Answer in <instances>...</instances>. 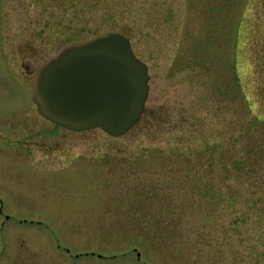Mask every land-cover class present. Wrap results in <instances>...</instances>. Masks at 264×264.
<instances>
[{"label":"rangeland","instance_id":"1","mask_svg":"<svg viewBox=\"0 0 264 264\" xmlns=\"http://www.w3.org/2000/svg\"><path fill=\"white\" fill-rule=\"evenodd\" d=\"M105 30L147 64L143 112L119 136L71 133L51 203L0 215V264H264L235 211L264 193V0H0V109L21 60Z\"/></svg>","mask_w":264,"mask_h":264},{"label":"water","instance_id":"2","mask_svg":"<svg viewBox=\"0 0 264 264\" xmlns=\"http://www.w3.org/2000/svg\"><path fill=\"white\" fill-rule=\"evenodd\" d=\"M23 63L41 114L70 129L100 127L119 136L143 112L148 67L120 31L71 39L45 59Z\"/></svg>","mask_w":264,"mask_h":264},{"label":"flooded vegetation","instance_id":"3","mask_svg":"<svg viewBox=\"0 0 264 264\" xmlns=\"http://www.w3.org/2000/svg\"><path fill=\"white\" fill-rule=\"evenodd\" d=\"M23 62L24 78L10 70L22 89L18 102L0 109V178L8 179L0 183L1 227L11 218L4 210L9 205L51 203L50 193L65 183V172L74 168L79 158L70 149L71 133L86 130L70 129L41 114L33 99L32 72ZM19 221L34 222L26 217Z\"/></svg>","mask_w":264,"mask_h":264},{"label":"trees","instance_id":"4","mask_svg":"<svg viewBox=\"0 0 264 264\" xmlns=\"http://www.w3.org/2000/svg\"><path fill=\"white\" fill-rule=\"evenodd\" d=\"M258 17H259V15H258ZM249 176L250 175L247 174L246 177L248 178ZM252 179L256 180V177H253ZM247 189L250 191H253L254 193L257 192L256 187L253 188L251 186H247ZM262 191H264V188L260 190V193ZM262 194H264V193H262ZM261 195L258 197H254L253 200H251L247 205H245L246 209H243V212L240 210V207L236 208L235 211L238 212V214H240V215L242 214L241 220L239 222L236 221L237 222L236 226H244L245 227L244 229H248V235L247 236L249 237V239H250V237L255 235L254 239H253L255 241V243H253V244H256V240H259L262 242V247H263L264 246V198L263 197L261 198ZM252 218H256V219H252ZM214 224H216V223L214 222ZM203 225L207 227V231H208L206 234H204V236H205L204 238L209 239V237H211V234H210L211 232H209L211 230V223H209V221H204ZM228 229L229 228H228L227 224L224 225L222 222L220 223L219 230H221L222 232H225ZM228 240H229L228 237L223 236L221 239L216 241V247L224 252L225 248H223V247L227 245L226 242ZM212 242H213V240H212ZM250 244H252V243H250ZM254 252H255V250L254 251L252 250L251 253H254ZM256 254L259 255V258L258 259L257 258L252 259V262L260 261L261 255L264 254V249H262V251H259Z\"/></svg>","mask_w":264,"mask_h":264},{"label":"bare ground","instance_id":"5","mask_svg":"<svg viewBox=\"0 0 264 264\" xmlns=\"http://www.w3.org/2000/svg\"><path fill=\"white\" fill-rule=\"evenodd\" d=\"M74 130V129H73Z\"/></svg>","mask_w":264,"mask_h":264}]
</instances>
